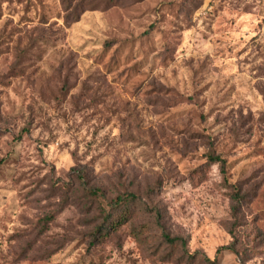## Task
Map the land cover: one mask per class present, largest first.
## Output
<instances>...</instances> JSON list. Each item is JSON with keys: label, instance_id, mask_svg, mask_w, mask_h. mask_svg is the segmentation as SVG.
I'll use <instances>...</instances> for the list:
<instances>
[{"label": "rangeland", "instance_id": "rangeland-1", "mask_svg": "<svg viewBox=\"0 0 264 264\" xmlns=\"http://www.w3.org/2000/svg\"><path fill=\"white\" fill-rule=\"evenodd\" d=\"M0 6V264H264V0Z\"/></svg>", "mask_w": 264, "mask_h": 264}, {"label": "trees", "instance_id": "trees-1", "mask_svg": "<svg viewBox=\"0 0 264 264\" xmlns=\"http://www.w3.org/2000/svg\"><path fill=\"white\" fill-rule=\"evenodd\" d=\"M29 1L27 0L28 6H29ZM1 7V6H0ZM33 8L35 9L34 5ZM76 10L74 12L76 13ZM0 15H2L0 13ZM209 161L213 163H218L220 165V170L223 175V179L225 184L228 186L233 187V191L231 193V212H232V227L229 231V233L232 235V237L235 236V231L234 228L238 226V221H239V216H240V211L243 205V198L240 195V192L238 188L232 186L229 183V176H228V171H227V162L226 159L222 158L220 155H216L214 152H210L208 155ZM95 194H99L98 191H95ZM95 195V196H98ZM136 199L134 196L131 194H123L119 195L115 199L106 202L107 206L109 207L106 209L105 216L103 218L102 223L99 225V227L96 229L95 234L93 233V240H101L105 236H109L112 233H114L117 229L118 226H121L122 224L126 223L131 219L133 210H134V204ZM105 212V209H104ZM103 240V239H102ZM165 240L171 244L172 246H176L177 243L183 244L182 239L179 237H170L169 235H165ZM183 258L185 262H195L198 258L199 255L197 254H190L187 250L186 247L183 244ZM223 251H230V252H235V246L234 245H225L220 247L217 250V254H220ZM204 261L209 263V264H215V260H211L207 256H204Z\"/></svg>", "mask_w": 264, "mask_h": 264}]
</instances>
